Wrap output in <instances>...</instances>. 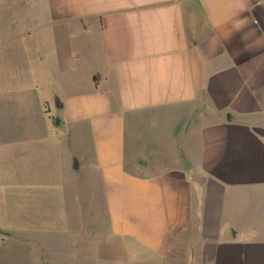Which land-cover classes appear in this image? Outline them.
Listing matches in <instances>:
<instances>
[{
    "label": "crops",
    "instance_id": "1",
    "mask_svg": "<svg viewBox=\"0 0 264 264\" xmlns=\"http://www.w3.org/2000/svg\"><path fill=\"white\" fill-rule=\"evenodd\" d=\"M0 264H264V0H0Z\"/></svg>",
    "mask_w": 264,
    "mask_h": 264
},
{
    "label": "rangeland",
    "instance_id": "2",
    "mask_svg": "<svg viewBox=\"0 0 264 264\" xmlns=\"http://www.w3.org/2000/svg\"><path fill=\"white\" fill-rule=\"evenodd\" d=\"M15 219V218H14ZM47 237H45L44 235H42V236H39L38 237V239H37V242H39L40 244H38L37 242V246H46V244H47ZM36 243L34 242V243H30V245L29 246H36ZM16 244H9L8 246H15ZM25 246V245H24Z\"/></svg>",
    "mask_w": 264,
    "mask_h": 264
}]
</instances>
